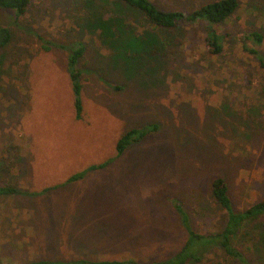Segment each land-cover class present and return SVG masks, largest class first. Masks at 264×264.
Wrapping results in <instances>:
<instances>
[{
	"label": "rangeland",
	"instance_id": "1",
	"mask_svg": "<svg viewBox=\"0 0 264 264\" xmlns=\"http://www.w3.org/2000/svg\"><path fill=\"white\" fill-rule=\"evenodd\" d=\"M94 1L32 0L20 16L0 9V25L11 32L0 49V186L17 188L0 196V264L162 260L188 237L177 202L195 230L223 227L224 212L211 198L215 178L228 183L236 211L264 199V68L257 58L264 40H241L253 31L264 36V0H239L214 25L218 54L206 46L207 24L153 29L113 0H97L101 10L92 13ZM151 1L189 15L216 0ZM104 11L102 20L116 18L123 35L113 29L102 38L94 20ZM79 40L86 44L82 119L68 53L59 46ZM149 125L157 128L117 155L124 133ZM234 245L249 264H264V217L248 222ZM198 264L242 263L210 250Z\"/></svg>",
	"mask_w": 264,
	"mask_h": 264
},
{
	"label": "trees",
	"instance_id": "2",
	"mask_svg": "<svg viewBox=\"0 0 264 264\" xmlns=\"http://www.w3.org/2000/svg\"><path fill=\"white\" fill-rule=\"evenodd\" d=\"M96 1L97 0H95L94 3L89 2V11L92 13H96L98 10H101L100 7H95L97 4ZM113 1L115 4H119L118 7L140 13L148 24L153 27V29H177L178 27L181 28V24H184V22H187L188 24H207L209 31L205 37L206 46L212 53L216 54L222 51V45L220 43L222 37L221 34L213 27L215 24L226 21L240 5L239 0H216L206 3L192 13H189V15H185L182 12L162 10L151 0ZM31 3L32 0H0V9L12 10L17 16H20L27 12ZM104 13H107V11H104L94 20L95 26L102 31V38L109 37L113 29H116L113 33L114 35H123L125 27H122L117 22V19L113 18V16L106 20H102ZM10 38L11 32L9 28L0 25V49L6 46V44L10 41ZM131 39L132 42H129V45L130 47L135 48L137 46V40H135V36ZM241 40L243 43L248 40L260 44L263 42L264 36L258 31H253L246 34ZM59 46L65 49L68 53L67 68L74 96L75 116L77 119H82L83 83L81 79L82 72L79 64L85 55L86 44L85 42L79 40L73 44H60ZM121 48L124 50V53L129 50L126 43H124ZM250 51L254 54L257 53L254 49H250ZM161 54L162 58L167 56L166 50L163 47L161 49ZM257 58L260 61L261 66L264 68V55L257 53ZM156 128V125H149L144 128H133L128 130L119 138L116 144L117 155L123 154L128 146H130L133 142L142 139L147 134L149 129L155 130ZM108 163L109 161L90 165L82 171L73 174L69 180L71 178L77 179L83 177L85 173L98 168H103L107 166ZM16 191L17 188L10 185L0 186V196L14 194ZM211 198L224 212L225 222L223 227L220 230L203 233L195 230L191 224L190 214L181 203L177 202L176 209L188 237L182 248L169 258L162 260L140 261L133 257L123 259L79 257L71 259H39L30 261L26 264H198L202 261L204 255L210 250H216L224 254L230 260L237 261L242 264H249L242 252L234 245V239L238 237L241 230L248 222L264 217V199L255 202L244 211H236L233 208L228 183L221 177L215 178L212 181Z\"/></svg>",
	"mask_w": 264,
	"mask_h": 264
}]
</instances>
